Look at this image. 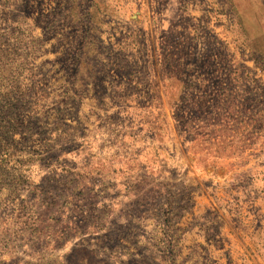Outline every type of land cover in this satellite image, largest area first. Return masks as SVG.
Wrapping results in <instances>:
<instances>
[{
    "label": "rangeland",
    "instance_id": "obj_1",
    "mask_svg": "<svg viewBox=\"0 0 264 264\" xmlns=\"http://www.w3.org/2000/svg\"><path fill=\"white\" fill-rule=\"evenodd\" d=\"M0 264H264V0H0Z\"/></svg>",
    "mask_w": 264,
    "mask_h": 264
}]
</instances>
